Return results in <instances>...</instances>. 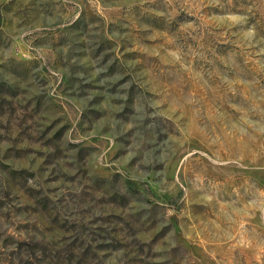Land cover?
Here are the masks:
<instances>
[{
	"label": "rangeland",
	"instance_id": "obj_1",
	"mask_svg": "<svg viewBox=\"0 0 264 264\" xmlns=\"http://www.w3.org/2000/svg\"><path fill=\"white\" fill-rule=\"evenodd\" d=\"M0 264H264V0H0Z\"/></svg>",
	"mask_w": 264,
	"mask_h": 264
}]
</instances>
